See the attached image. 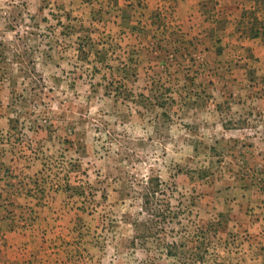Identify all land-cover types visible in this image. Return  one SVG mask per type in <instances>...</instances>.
Instances as JSON below:
<instances>
[{
  "label": "rangeland",
  "instance_id": "obj_1",
  "mask_svg": "<svg viewBox=\"0 0 264 264\" xmlns=\"http://www.w3.org/2000/svg\"><path fill=\"white\" fill-rule=\"evenodd\" d=\"M256 18L264 0H0V264H264ZM153 175L178 217L151 235L142 211L133 247Z\"/></svg>",
  "mask_w": 264,
  "mask_h": 264
},
{
  "label": "trees",
  "instance_id": "obj_2",
  "mask_svg": "<svg viewBox=\"0 0 264 264\" xmlns=\"http://www.w3.org/2000/svg\"><path fill=\"white\" fill-rule=\"evenodd\" d=\"M255 25L251 26L250 35L253 38L264 36L263 30L264 26H258V20L256 18ZM83 43L80 44V50H83ZM174 190H172L158 175L149 176L142 185V191L140 192V199L142 201L141 211L133 218L131 224L134 226L136 234L132 239L133 247L136 245L138 239L145 240V233L143 234V212L146 211L151 217V225L147 227L148 233L151 235L155 234L157 229L160 228L165 230L169 224L175 222L178 217V212H175L172 208L171 199ZM157 223V224H156ZM178 247L176 242L172 244L167 243V254L170 256H178ZM206 253V252H205ZM207 254V253H206ZM196 255V254H195ZM198 261L204 263L205 256L199 254Z\"/></svg>",
  "mask_w": 264,
  "mask_h": 264
}]
</instances>
